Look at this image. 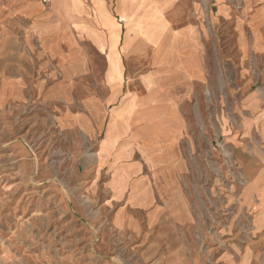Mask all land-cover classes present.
<instances>
[{
    "label": "crops",
    "instance_id": "1",
    "mask_svg": "<svg viewBox=\"0 0 264 264\" xmlns=\"http://www.w3.org/2000/svg\"><path fill=\"white\" fill-rule=\"evenodd\" d=\"M0 16L6 41L18 37L11 51L26 54V75H8L3 92L32 80L40 124L85 134L98 153L85 186L115 206L114 227L131 230V211L162 231L191 221L180 182L187 102L197 115L207 68L218 85L222 38L235 66L226 140L252 148L255 137L263 154L238 152L246 179L217 264L264 262V0H0Z\"/></svg>",
    "mask_w": 264,
    "mask_h": 264
},
{
    "label": "rangeland",
    "instance_id": "2",
    "mask_svg": "<svg viewBox=\"0 0 264 264\" xmlns=\"http://www.w3.org/2000/svg\"><path fill=\"white\" fill-rule=\"evenodd\" d=\"M7 22L0 16V264H217L227 248L220 236L234 219L232 206L246 179L238 152L263 154L255 137L252 148H232L226 140L232 113L222 98L232 87L235 66L224 40L219 39L218 85L207 68L196 90L202 94L197 115L195 101L187 102L188 164L180 182L189 195L191 221L171 222L162 231V224L147 227L145 216L140 221L131 211L139 220L131 230L114 227L115 206L85 186L98 155L85 134L46 127L39 116L37 121L32 80L20 85V93L18 84L3 92L8 75H26V54L11 51L18 49V37L12 44L5 39Z\"/></svg>",
    "mask_w": 264,
    "mask_h": 264
},
{
    "label": "built area",
    "instance_id": "3",
    "mask_svg": "<svg viewBox=\"0 0 264 264\" xmlns=\"http://www.w3.org/2000/svg\"><path fill=\"white\" fill-rule=\"evenodd\" d=\"M48 0H44V2H47Z\"/></svg>",
    "mask_w": 264,
    "mask_h": 264
}]
</instances>
